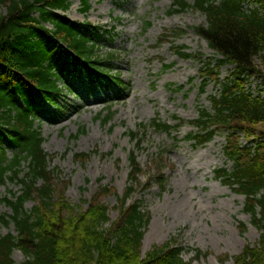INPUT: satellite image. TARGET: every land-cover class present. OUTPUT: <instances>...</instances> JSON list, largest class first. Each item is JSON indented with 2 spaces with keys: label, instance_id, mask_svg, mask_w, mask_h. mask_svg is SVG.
<instances>
[{
  "label": "trees",
  "instance_id": "16d2710c",
  "mask_svg": "<svg viewBox=\"0 0 264 264\" xmlns=\"http://www.w3.org/2000/svg\"><path fill=\"white\" fill-rule=\"evenodd\" d=\"M81 2L85 11L92 7L90 0ZM0 5L6 8V13H0V127L14 151L11 157L3 148L0 152V186L9 181L21 184L19 192L9 191L4 198L12 213L2 214L0 222L13 223L16 234L0 235V264H16V250L25 255L21 264H192L193 260L183 258L185 248L177 237L143 253L151 214L134 196L141 186L151 187L153 180L165 187L163 149L155 153L156 167L145 184L140 180L143 170L138 156L135 151L130 153L128 185L118 197L115 220L102 199L114 192L110 186L84 200L86 208L74 206L66 198L68 183L62 180V172L50 166L37 121L47 106L69 91V75L102 86L122 82L120 74L113 71L115 52L105 55L100 50L99 28L63 13L72 0H0ZM189 8L206 15L207 23L194 29L220 55L215 65L201 69L202 90L209 79H216L221 91L211 98L212 111L202 109L198 118L189 120L197 131L187 138L195 146H204L218 134L225 135L224 152L233 169L222 167L216 170L217 176L245 196L244 211L260 230L258 241L247 243L232 257L233 264H264V92L255 93L245 84L246 76H258L264 84V67L257 63L260 60L264 64V0H196L193 4L174 0L169 12ZM150 25L146 22V29ZM183 32L168 29L158 38V44ZM172 47L181 57L194 55L184 45ZM226 64H233L235 73L221 82L218 68ZM111 108L107 106L104 117L103 111L98 115L104 123L114 117ZM176 119L179 122L172 125L154 118L149 125L171 133L186 122ZM149 125L129 132L137 146ZM244 137L247 143L242 141ZM90 155L81 152L75 158L86 162ZM30 200L34 205L27 209ZM240 225L245 230L246 225ZM200 255L197 250L196 258ZM228 259L221 258L223 263Z\"/></svg>",
  "mask_w": 264,
  "mask_h": 264
},
{
  "label": "rangeland",
  "instance_id": "374dc122",
  "mask_svg": "<svg viewBox=\"0 0 264 264\" xmlns=\"http://www.w3.org/2000/svg\"><path fill=\"white\" fill-rule=\"evenodd\" d=\"M173 1L90 0L92 7L85 11L81 0H72L64 14L99 28L100 50L105 55L115 52L113 71L120 74L122 83L89 84L85 78L71 74L69 91L46 107L37 125L45 138L43 147L51 168L58 167L62 180L68 183L65 195L69 202L86 208L84 200L110 186L114 192L102 199L112 220L118 216V197L127 189L130 153L135 151L138 156L143 170L140 180L145 184L150 181L149 172L156 167L155 153L163 149L165 187L153 180L151 187L141 186L134 196L151 214L143 253L177 237L185 248L183 258L193 260L192 264H233L232 257L247 243L258 241L260 230L244 211L245 196L217 176L216 170L222 167L233 169V162L224 152L225 135L218 134L204 146H195L187 138L197 131L189 120L198 118L202 109L212 111L211 98L221 91L216 79H209L203 91L201 74V69L215 65L220 55L194 29L207 23L206 15L195 8L170 13ZM186 1L193 4L196 0ZM0 13H6L4 6L0 5ZM146 22L151 23L147 29ZM174 28L184 32L158 44L162 33ZM174 44L184 45L194 55L181 57L172 47ZM257 63L264 67L260 60ZM168 64L173 66L166 68ZM234 69L233 64L219 67L220 81L233 78ZM246 78L248 89L264 92L261 78ZM179 86L182 88L177 89ZM107 106H112L115 114L104 123ZM102 111V117H98ZM176 116L186 121L177 131L169 133L149 125L154 118L174 125L179 122ZM142 124L149 126L137 146L129 132L138 131ZM3 131L0 127V152L3 148L11 157L14 151ZM242 141L248 142L246 137ZM95 149L98 152L94 153ZM81 152L91 157L86 162L76 160L75 154ZM20 190L21 184L16 181L0 186V216L12 213L4 201L8 192ZM33 205L30 200L26 208ZM241 223L246 225L245 230ZM9 232L16 234L14 224L0 222V235ZM197 250L201 252L198 258ZM224 256H229L225 263L221 260ZM13 257L16 264L25 260L20 250Z\"/></svg>",
  "mask_w": 264,
  "mask_h": 264
}]
</instances>
